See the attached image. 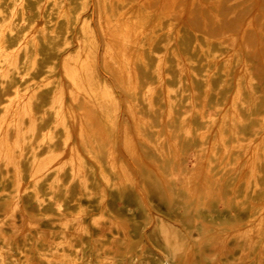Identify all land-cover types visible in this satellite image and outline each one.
Here are the masks:
<instances>
[{
    "label": "bare ground",
    "instance_id": "1",
    "mask_svg": "<svg viewBox=\"0 0 264 264\" xmlns=\"http://www.w3.org/2000/svg\"><path fill=\"white\" fill-rule=\"evenodd\" d=\"M220 2L0 0V264H264V13Z\"/></svg>",
    "mask_w": 264,
    "mask_h": 264
},
{
    "label": "rangeland",
    "instance_id": "2",
    "mask_svg": "<svg viewBox=\"0 0 264 264\" xmlns=\"http://www.w3.org/2000/svg\"><path fill=\"white\" fill-rule=\"evenodd\" d=\"M188 1L189 0H187V2ZM187 10H188V7H185L184 13L181 17V22H183L187 18ZM233 10H234V13L232 14ZM218 12L221 16L220 24L214 25L209 22V25H207V28L205 30L202 28V20L200 18V13L196 9L193 11V17L190 19V23L196 30L203 31L208 34H214L220 27L235 31L238 29V23L245 22L249 18H253L254 23L258 24L260 21L261 13H264V0H252V1L251 0H221L219 8H218ZM203 16L209 18V14L206 9L203 10ZM263 30H264V26H263ZM249 33L250 32L247 33L248 37H249ZM252 58L254 59V63L256 65H259L258 56H252ZM259 72H261V70ZM188 163L190 164V160L188 161ZM136 191L138 192L140 197L143 199L151 217L155 218V216L159 215L160 213L157 210H155V208L151 207L148 204L145 194L143 193V191L139 188L137 184H136ZM124 200H125V205L123 206L124 213L127 216L132 215L134 219H136V221H140L141 213L134 208V201L132 197L127 195ZM163 211H164V206H161L160 212H163ZM146 234H147V231H145L143 235V240H144L143 246L149 248L153 252H156L157 248H155L150 243V241L147 239ZM171 236L172 235L170 233H167L165 234L164 237H162L164 242L162 243V245H160L161 248L170 249L171 246H173V245L168 244V240L170 239ZM176 244L177 243H175V245ZM178 247L179 245L177 244L176 248ZM149 257L158 259L154 255V253H152V255H150ZM147 262H148V259L146 257H143L141 258L139 263L147 264Z\"/></svg>",
    "mask_w": 264,
    "mask_h": 264
}]
</instances>
